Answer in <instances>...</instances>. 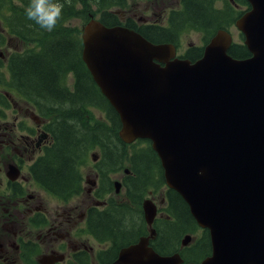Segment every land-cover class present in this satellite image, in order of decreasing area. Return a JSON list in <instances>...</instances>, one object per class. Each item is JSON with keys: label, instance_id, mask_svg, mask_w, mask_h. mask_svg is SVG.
Segmentation results:
<instances>
[{"label": "water", "instance_id": "95a60500", "mask_svg": "<svg viewBox=\"0 0 264 264\" xmlns=\"http://www.w3.org/2000/svg\"><path fill=\"white\" fill-rule=\"evenodd\" d=\"M247 2L235 21L250 52L244 59L228 54L225 30L191 62L174 58L170 44L93 16L82 27V60L119 116L120 139L150 141L165 184L208 230L211 253L188 264H264V0ZM143 210L151 225L155 204L145 199ZM153 234L111 264H181L178 252L149 246Z\"/></svg>", "mask_w": 264, "mask_h": 264}, {"label": "flooded vegetation", "instance_id": "af4514ba", "mask_svg": "<svg viewBox=\"0 0 264 264\" xmlns=\"http://www.w3.org/2000/svg\"><path fill=\"white\" fill-rule=\"evenodd\" d=\"M119 1L118 6L109 9L115 17L112 26L128 28L146 39L149 33L151 39L154 38L152 33L156 31L166 33L168 37L162 42H150L170 44L175 49L174 58L191 62L201 58L204 47L218 30L231 34L229 26H235L236 21H231V16L236 17L238 12L243 11V14L249 9V3L244 4L242 0ZM196 6L211 8L220 15L215 32L191 20V8ZM5 25L0 20L1 30ZM188 30L200 31L201 42H183L181 35ZM8 36L24 43L17 37ZM236 42L243 43V38L232 41ZM73 79L72 89H68L65 84L63 86L70 93L75 89L76 78ZM8 81L10 77L8 80L0 77L3 86L0 89V118L5 119L0 121V264H111L122 248L138 242L141 237H148L153 229L154 234L148 239L151 246V242L157 240L159 227L164 229L168 223L173 222L166 211L168 203L165 190L162 187L148 190L158 197V204L154 203L157 210L155 218L148 225L142 204L145 200H142V196L147 190L137 202L127 197L124 178L131 173L125 168L120 172L122 179L119 181V190L122 187L130 202L140 203L141 209L133 210L115 201L114 197L108 196L118 193L115 190L116 180L109 175L115 171H109L104 176L98 164L100 155L97 157L95 154L91 155L89 173L83 172L85 156L79 155L73 162V180L66 187L53 190L52 184L42 178L41 172L42 168L50 166V153L58 141L57 131L62 130L58 125L64 121L65 116L58 108L51 107L49 102L38 104L22 98L20 92L13 90L15 94L12 93L6 85ZM80 128L81 122H75V130ZM162 204L163 208L159 210ZM110 220L118 224L112 231L111 228L106 229ZM140 220L145 222L147 230L140 231L139 225H134ZM124 221H127L128 226ZM121 228L124 232H134L128 236L124 232L121 235ZM204 231L198 225L192 227L191 233L182 235H189L190 241L183 246L181 237L177 247L182 250L190 244L194 245ZM158 242L164 245V236ZM203 258L191 262H184L182 258L181 264L196 263Z\"/></svg>", "mask_w": 264, "mask_h": 264}, {"label": "trees", "instance_id": "16d2710c", "mask_svg": "<svg viewBox=\"0 0 264 264\" xmlns=\"http://www.w3.org/2000/svg\"><path fill=\"white\" fill-rule=\"evenodd\" d=\"M242 1L248 4L247 0ZM59 2L65 4L62 18L54 30L49 32L27 18L25 8L30 0H0V20L6 24L3 29L5 32L0 29V45L5 40V34L17 37L26 44H35V47L25 51L9 54L6 70L10 81L6 85L9 90L20 92V96L26 100L36 101L38 104H42L43 101L49 102L51 107L58 108L65 116L64 121L58 125L62 130L57 131L58 141L50 153V166L42 168V178L52 184V189L60 190L66 187L73 180L74 159L79 155L86 157L87 152L94 147L100 149L98 164L104 176L109 171L122 169L123 160H126L128 171L131 173L127 179L124 178L127 197L137 202L146 190L161 187L165 190L168 203L166 211L173 218V222L168 223L164 229L159 227L157 240L151 242L153 249L159 254L166 255L180 252L184 262L197 261L205 257L211 250L207 229L194 245L190 244L182 250L177 247L182 235L191 233L192 227L197 225L189 213L187 204L176 191L166 187L160 160L149 140L137 139L126 144L120 139L119 116L100 92L82 60L81 30L64 25L75 16H80L87 22L91 16L95 17L98 14L97 19L106 26H112L115 24V17L109 9L118 6L120 1L59 0ZM76 4L80 7L75 8ZM92 5H95L96 9H93ZM242 12H238L236 17L231 16V21L236 20ZM191 20L215 32L220 15L211 8L196 6L191 8ZM149 36L150 33L146 36L149 41L162 42L168 34L156 31L152 33L154 38L151 39ZM227 52L237 59L250 56L242 42L232 43ZM1 67L3 61L0 58ZM68 73L76 78L73 93L63 88V79ZM89 107L100 109L104 114V122L95 121L89 113ZM75 122H81L82 129L75 130ZM140 144L145 146L137 147ZM129 148L131 151H128ZM108 224L109 227L106 229L111 228L110 231L118 227V224L111 220ZM123 232L121 228V235ZM133 232L126 230L124 233L128 236ZM161 236L166 240L164 245L158 242ZM117 238L119 239L120 235ZM128 238L124 240L129 241Z\"/></svg>", "mask_w": 264, "mask_h": 264}, {"label": "rangeland", "instance_id": "374dc122", "mask_svg": "<svg viewBox=\"0 0 264 264\" xmlns=\"http://www.w3.org/2000/svg\"><path fill=\"white\" fill-rule=\"evenodd\" d=\"M15 3L17 4V2H15ZM17 5H19V4H17ZM78 7H80V5L79 4H76L75 5V8H78ZM92 7H93V9H96L95 5H92ZM98 16L99 15L96 14V16L94 18H98ZM86 23L87 22H85L82 19V17L75 16V17H72L71 19L67 20L64 25H68L71 29H74V28L77 29L78 28L82 32V27ZM229 29H230L231 35L233 37V40L234 41H240L242 36H241L240 32L238 31V29L236 28V26L231 25V26H229ZM201 37H202V35H201L200 31L188 30V31H185V32L182 33L181 40L183 42H190L191 41V44L192 43H200L201 40H202ZM203 37H204V35H203ZM32 47H35V44H30V43L26 44V43L20 42L19 40L15 39V38H12V37L8 36L7 34H5V40L0 45V58H1V60L2 59L4 60L3 68L0 71V77H5V79L8 80V77L9 76H8V73L6 72L7 65L5 64V62H6L7 56L11 52H22L23 50L30 49ZM73 77L74 76L71 73H68L66 75V78L64 80V84L66 85V87L68 89H72V87H73V83H74ZM2 87L3 86H1V84H0V89H2ZM12 93L15 94V92L13 90H12ZM6 112L9 113L8 110H6ZM89 113L91 114L92 118L95 121L104 122L103 121L104 114H103V112L100 109L95 108V107H89ZM1 120H5V119L4 118H0V121ZM126 144H129V143H126ZM138 146H145V144L144 145H142V144L137 145V147ZM128 151H131V149L129 148ZM94 154L97 155V157L101 154L100 149L98 147H94L93 149H91V150H89L87 152L86 157L84 159V166H83V172L84 173H89L90 167H91L90 165L92 163L91 155L94 156ZM127 167H128L127 161L126 160H123V167H122V169H119L118 171H115V172H110L109 173L110 178L113 179V180L120 181L122 179V177L120 175V172H122V170H125V168H127ZM119 188H120V186H119ZM162 189L164 190V188H162ZM116 192H118V193H112V194H110L108 196H110L112 198L114 197L115 198V201H117V202L125 205L127 208H131L133 210H140L141 209V206H139L140 203L139 204H132L130 202V200L124 195V189L122 187H121V190H118ZM144 199H150L153 203H155V204L157 203L158 204V197H157V195L156 194L149 193L148 190L142 196V200H144ZM159 206H160L159 207V210L160 209L162 210L163 204L162 205H159ZM164 210H165V208H164ZM156 212H157V210H156ZM130 217L131 216H129L128 219ZM124 224L126 226H128L127 221H124ZM132 224H134V223H130V225H132ZM134 225H139V227L141 228L140 231L147 230L146 224H145V222L143 220H140L138 223H135ZM182 238L184 239V236ZM174 253H176V252H174Z\"/></svg>", "mask_w": 264, "mask_h": 264}, {"label": "clouds", "instance_id": "9594fccd", "mask_svg": "<svg viewBox=\"0 0 264 264\" xmlns=\"http://www.w3.org/2000/svg\"><path fill=\"white\" fill-rule=\"evenodd\" d=\"M64 3L59 0H30L25 12L29 20L35 21L41 28L51 32L62 18Z\"/></svg>", "mask_w": 264, "mask_h": 264}]
</instances>
